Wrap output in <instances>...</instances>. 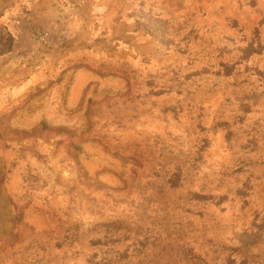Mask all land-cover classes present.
<instances>
[{
  "label": "rangeland",
  "instance_id": "rangeland-1",
  "mask_svg": "<svg viewBox=\"0 0 264 264\" xmlns=\"http://www.w3.org/2000/svg\"><path fill=\"white\" fill-rule=\"evenodd\" d=\"M0 264H264V0H0Z\"/></svg>",
  "mask_w": 264,
  "mask_h": 264
}]
</instances>
